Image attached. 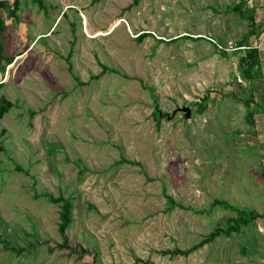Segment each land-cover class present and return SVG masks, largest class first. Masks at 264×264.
I'll list each match as a JSON object with an SVG mask.
<instances>
[{"label":"rangeland","instance_id":"1","mask_svg":"<svg viewBox=\"0 0 264 264\" xmlns=\"http://www.w3.org/2000/svg\"><path fill=\"white\" fill-rule=\"evenodd\" d=\"M44 1L5 18L0 264H264L260 217L166 252L235 225L215 199L264 213V148L214 113L239 59L232 0ZM43 193L70 199L74 250Z\"/></svg>","mask_w":264,"mask_h":264},{"label":"crops","instance_id":"2","mask_svg":"<svg viewBox=\"0 0 264 264\" xmlns=\"http://www.w3.org/2000/svg\"><path fill=\"white\" fill-rule=\"evenodd\" d=\"M229 8L236 16L239 34L234 38L239 59L236 61L235 57L232 58L235 62L228 69V81H223L222 84L217 82L221 92L215 93L218 95L219 106H214V113H217L216 119L223 121H243L251 130L243 136L244 139L239 137V141L246 140L248 144H260L264 148V0H232ZM214 38L217 45L224 41L217 34H214ZM211 40L214 41L213 38ZM223 75L220 74L217 80H224L226 77ZM215 95L210 93L214 102ZM225 98L230 102L221 105L219 102ZM231 104H237V109ZM234 142H237V137ZM262 155L264 156V152ZM262 168L264 175V167Z\"/></svg>","mask_w":264,"mask_h":264},{"label":"trees","instance_id":"3","mask_svg":"<svg viewBox=\"0 0 264 264\" xmlns=\"http://www.w3.org/2000/svg\"><path fill=\"white\" fill-rule=\"evenodd\" d=\"M21 2L22 0H0V70L2 72L5 71V67L11 63H13V58H9L5 55L4 51L6 48V44H5V32L7 29V24L5 21L6 17H10L12 16L13 18H17V12L20 10L21 8ZM33 4H36L40 9H44L47 10V6L45 5V1L44 0H32ZM6 12V14H4ZM145 35H142L139 39H143ZM246 65L249 64L247 58H244ZM243 60V61H244ZM104 70H108L109 68L105 65L102 66ZM98 77V76H96ZM1 80V79H0ZM3 86V83H1L0 81V88ZM209 93L206 95L208 96V100H209ZM207 100V101H208ZM202 102H205L204 97L202 99ZM12 106V102L10 100H8L5 96H0V119L4 116V114L6 112H8V110L11 108ZM206 108V105L203 104L200 107V113H202ZM55 146V145H54ZM133 165L137 164L136 162L133 161H127ZM44 196H46L48 198V200L52 203H56L59 204L60 203V207H61V212H60V223H59V234L60 236H62V245L60 246L61 249H69L70 251L74 250L73 247H71L68 244V240L65 236V232L67 230V228L71 225L72 221H73V216H72V203L70 201V199L64 198L63 196H58L55 197L54 195L50 194V193H43ZM169 200L171 202H174L173 198L171 196H168ZM213 205H221L223 208L225 209H232L235 210L237 212V217L235 220V225H232L230 227H228L227 229L224 230H217L214 233H211L209 235V237H207L206 239L202 240L201 242H199V244L197 245H193L190 248L187 249H175V250H170V251H166L167 253L173 254V255H184L187 256L188 254L196 251L199 247L205 245L206 243H208L209 241L215 239L216 236L225 234V235H229L232 231H240V223L243 224H249L250 222H252L253 220L257 219V218H264V214L263 213H258V212H254V211H249V210H245V209H241L238 208L235 205L230 204L227 200L224 199H215L212 202ZM180 206V205H179ZM203 211H201L202 213ZM11 250L16 252V253H21L23 249H21L20 247H11Z\"/></svg>","mask_w":264,"mask_h":264},{"label":"water","instance_id":"4","mask_svg":"<svg viewBox=\"0 0 264 264\" xmlns=\"http://www.w3.org/2000/svg\"><path fill=\"white\" fill-rule=\"evenodd\" d=\"M176 111L184 112V113H185V117H189V116H190L191 109H190V107H188V106H186V107H178V108L174 111V113H175Z\"/></svg>","mask_w":264,"mask_h":264},{"label":"built area","instance_id":"5","mask_svg":"<svg viewBox=\"0 0 264 264\" xmlns=\"http://www.w3.org/2000/svg\"><path fill=\"white\" fill-rule=\"evenodd\" d=\"M218 47L221 48V49H225V48L222 47L221 45H218ZM232 49H233V50H237V49H238V46L235 45V46L232 47ZM0 73H1V70H0Z\"/></svg>","mask_w":264,"mask_h":264}]
</instances>
